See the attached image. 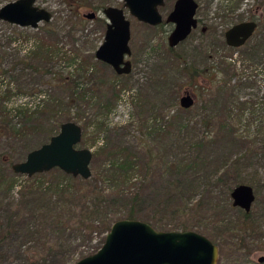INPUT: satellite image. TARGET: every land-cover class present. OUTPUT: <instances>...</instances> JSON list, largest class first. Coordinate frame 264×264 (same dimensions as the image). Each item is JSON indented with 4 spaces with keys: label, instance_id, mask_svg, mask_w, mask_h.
Listing matches in <instances>:
<instances>
[{
    "label": "rangeland",
    "instance_id": "obj_1",
    "mask_svg": "<svg viewBox=\"0 0 264 264\" xmlns=\"http://www.w3.org/2000/svg\"><path fill=\"white\" fill-rule=\"evenodd\" d=\"M12 1L0 0V7ZM175 1L167 0L160 9L164 22L158 27L131 16L123 0H37V6L50 11L53 18L36 30L0 21V121L8 118L20 128L25 122L20 114L38 106L40 112L35 119L45 120L44 124L34 125L33 132L31 125L25 126L30 134L25 143L12 144L11 133H6L0 138V156L8 157L11 147L19 146L16 155L21 159L24 146L37 149L59 133L61 123H77L83 131L79 148L93 152L92 176L102 179L99 186L107 195L121 192L130 197L143 193L149 204H156L166 189L178 186L182 178L187 187L183 195L188 201H184L179 216L191 221L192 227L193 221L202 216L195 232L208 235L209 229L240 216L226 193L227 187L218 185L217 177L211 174L222 167L221 159L232 149L222 142L209 147L208 124L215 129L232 114L230 121H237L233 124L240 134L253 136L260 131L264 138V55L263 60H257L225 50L220 30L242 15H264V0H242L241 4L240 0H196L202 26L170 51L168 37L173 27L165 20ZM109 6L124 9L131 22L132 72L128 75H117L95 56L106 33L107 19L102 11ZM226 10L232 12L228 15ZM91 13L97 17H84ZM48 29L55 34H47ZM42 41L50 45V53L40 63L45 73L37 75L30 68L31 58L41 55L36 47ZM227 68L232 71L228 87L248 85L234 91V101L228 107L230 89L218 91ZM196 72L199 74L193 76ZM211 83L207 91L205 87ZM187 90L196 96V102L186 110L180 106V99ZM217 97L219 103L210 104ZM244 104L247 108L242 111ZM126 156L136 158L135 168L127 177L121 174L109 179L108 170ZM262 162L264 182V159ZM16 179L12 198H18L27 176L16 174ZM44 179L50 181L52 176ZM198 200L204 201L203 210H193ZM219 205L222 208L218 210ZM118 211L114 213L119 216ZM145 212L152 216L150 208ZM179 216L173 205L161 218L174 223ZM217 237L221 250L218 264H259L258 259L264 256V251L256 248L259 244L249 252L226 246ZM96 239L80 246L79 251H90L98 244Z\"/></svg>",
    "mask_w": 264,
    "mask_h": 264
},
{
    "label": "trees",
    "instance_id": "obj_2",
    "mask_svg": "<svg viewBox=\"0 0 264 264\" xmlns=\"http://www.w3.org/2000/svg\"><path fill=\"white\" fill-rule=\"evenodd\" d=\"M47 34L55 33L48 29ZM36 49L39 51L38 54L41 53L42 58L40 56L31 58L33 64L30 68L38 75L46 71L40 63L48 57L50 45L42 41ZM173 50L170 48V51ZM244 55L250 59L263 60L264 24L261 36ZM34 61L37 64H34ZM231 72L228 68L223 72L225 80L223 86L218 88L221 92L230 89L226 97L227 107L234 101L236 89L240 90L242 86L248 87L243 83L237 87H228L231 82L229 78ZM198 74L196 72L193 76ZM212 86V83L208 84L205 89L208 91ZM212 103L218 104V97L211 100L210 104ZM244 103L248 104V102ZM245 104L242 111L247 108ZM39 109L38 106L32 112H22L20 115L25 116V122L24 125L21 123L20 128L13 126L12 120L8 121V118L0 121V138L2 139L9 132L11 133L9 140L15 142L12 144L25 143L30 137L25 126L31 125L33 132L36 129L34 125L45 123V120L35 119L36 114L40 112ZM0 111H3L2 107ZM228 116L229 119L226 118L215 129L212 128V123L210 126L208 124L209 147L222 142L232 149L227 157L221 159L222 167L211 174L217 177L218 185L224 184L227 187L226 193L229 198L234 187L247 184L255 189L256 201L250 213L237 209L240 215L237 220L218 228H211L209 234L205 236L217 245H219L217 241L219 236L221 237L219 241L225 242L226 246L233 245L236 249L251 252L254 249L252 246L259 244L256 248L264 251V182L261 178V164L264 159V138L261 137L263 133L258 131L253 136L240 134L233 124H237V121H230L233 119L232 114ZM24 149L23 161L35 148L24 146ZM19 150V146H12L8 157L0 156V264H75L102 247L106 235L116 220H140L159 231H196L202 223L201 216V219L193 221L195 226L192 227L191 221L179 216L183 213L180 209L188 201L183 195L184 188L187 187L183 184L182 178L178 186L166 189L167 193L162 200L156 204H149L148 197L143 193H136L130 197H126L121 192L107 195L99 186L102 180L99 177L92 176L85 180L54 169L48 173L27 177L26 183L19 190L18 198H12L11 192L16 187L17 179L11 169L12 165L22 159L16 155ZM233 154L236 155L234 159L231 158ZM134 159L136 158L126 156L116 160L108 170L111 173L109 179L118 178L121 174L127 177L136 166ZM151 160L150 156L149 164ZM45 176H52V179L46 181ZM173 205L177 208L179 218H176L174 223H169L161 216L170 212ZM203 206L204 201L198 200L193 210H203ZM117 208L120 209L119 216L114 213ZM149 208L152 216L145 214L146 209ZM221 208V205L217 206L218 210ZM95 237L99 240L97 245L92 246L88 252L79 251L80 246L92 243Z\"/></svg>",
    "mask_w": 264,
    "mask_h": 264
},
{
    "label": "water",
    "instance_id": "obj_3",
    "mask_svg": "<svg viewBox=\"0 0 264 264\" xmlns=\"http://www.w3.org/2000/svg\"><path fill=\"white\" fill-rule=\"evenodd\" d=\"M124 7L139 22L157 27L163 23L159 9L165 0H123ZM198 3L195 0H177L166 23L174 25L169 34L170 48L187 40L197 27L195 19ZM107 19L104 42L95 53L96 59L109 65L117 75H128L132 63L130 48L131 22L124 9L109 6L103 9ZM95 19L96 14L85 15ZM50 11L37 6V0H15L0 7V21L21 28L38 29L41 23L52 21ZM256 28L255 23H243L227 32V42L233 47L242 46ZM180 101L184 109L195 101L189 94ZM83 131L74 122L61 124L58 134L48 143L32 150L24 161L12 165L15 174L32 177L59 169L67 175L88 180L92 177L94 154L90 149L79 148ZM233 207L246 213L252 211L256 201L255 189L247 184L233 188ZM219 248L206 236L195 231H159L140 220L116 221L102 247L75 264H217ZM264 262V256L259 259Z\"/></svg>",
    "mask_w": 264,
    "mask_h": 264
},
{
    "label": "flooded vegetation",
    "instance_id": "obj_4",
    "mask_svg": "<svg viewBox=\"0 0 264 264\" xmlns=\"http://www.w3.org/2000/svg\"><path fill=\"white\" fill-rule=\"evenodd\" d=\"M166 1L167 0H165V4H166ZM177 1V0H176ZM176 1H175V3H176ZM196 1V0H195ZM226 1H229V0H226ZM197 2V1H196ZM238 2H239V0H238ZM241 2H242V0H240V4H241ZM175 3H174V5H175ZM198 3V2H197ZM165 4H164V6H165ZM163 6V7H164ZM237 6H238V4H237ZM163 7H161V8H163ZM160 8V9H161ZM173 8H174V6H173ZM160 9H159V11H160ZM173 10V9H172ZM172 10H171V12H172ZM198 10H199V3H198ZM198 10H197V13H196V16H195V19L197 20V27L195 28V29H193L192 30V32H191V34L189 35V37L187 38V40H185L184 42H182V43H180L179 45H181V44H183V43H185L186 41H188L189 39H190V37L192 36V34H193V32H195L196 30H198L199 29V27H201L202 26V24H203V20H201L199 17H198ZM170 12V13H171ZM226 12H229L228 13V15L232 12V11H230V10H226ZM161 13V12H160ZM169 13V14H170ZM168 14V15H169ZM162 15V14H161ZM163 16V15H162ZM97 17V16H96ZM95 17V18H96ZM168 17V16H167ZM167 19V18H166ZM163 20H164V17H163ZM164 22V21H163ZM165 22H166V20H165ZM243 23H255L256 24V28H255V30H254V32L252 33V35L245 41V43L242 45V46H240V47H233V46H231V45H229L228 44V42H227V32L230 30V29H232L233 27H235V26H237V25H240V24H243ZM163 24V23H162ZM161 24V25H162ZM167 24H170V23H167ZM263 24H264V15H260V16H257L256 15V13L254 12V13H252L250 16H245V15H242V18H237V20L232 24V25H230V26H228L227 27V29H221L220 30V37H221V39H222V43H223V45H222V47L225 49V50H227V51H230V52H235V53H241V54H245L246 52H247V50L255 43V41H256V39L259 37V36H261V34H262V26H263ZM161 25H159V26H161ZM172 25V27H173V29H172V31L174 30V25L173 24H171ZM158 27V26H157ZM106 30H107V23H106ZM171 31V32H172ZM201 31H202V34H205V27H202V29H201ZM170 32V33H171ZM211 33V32H210ZM106 34V33H105ZM178 45V46H179ZM177 46V47H178ZM176 47V48H177ZM172 49H175V48H172ZM131 57V56H130ZM129 57V58H130ZM128 58V59H129ZM130 60V59H129ZM131 61V60H130ZM132 63V62H131ZM132 72V71H131ZM116 73V72H115ZM119 76H122V75H119ZM186 92H189V94L194 98V101L196 102V96L192 93V92H190V91H185V93ZM183 94V96H182V98L183 97H185L186 96V94ZM181 98V99H182ZM181 99H180V101H181ZM195 104V103H194ZM194 106V105H193ZM192 108V107H191ZM187 110V109H186ZM201 234V233H200ZM202 235H204V234H202ZM205 236V235H204ZM215 244V243H214ZM217 245V244H216ZM218 246V248H219V256H220V246L219 245H217ZM261 258V257H260ZM259 258V259H260ZM259 259H258V263L259 264H263V263H260L259 262ZM218 264V263H217Z\"/></svg>",
    "mask_w": 264,
    "mask_h": 264
}]
</instances>
